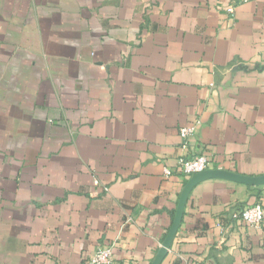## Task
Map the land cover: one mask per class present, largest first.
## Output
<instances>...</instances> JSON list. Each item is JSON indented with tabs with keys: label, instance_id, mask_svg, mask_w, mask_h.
<instances>
[{
	"label": "crops",
	"instance_id": "0c3cea01",
	"mask_svg": "<svg viewBox=\"0 0 264 264\" xmlns=\"http://www.w3.org/2000/svg\"><path fill=\"white\" fill-rule=\"evenodd\" d=\"M198 153L264 175V0H0V264H151ZM259 200L198 182L160 264H264Z\"/></svg>",
	"mask_w": 264,
	"mask_h": 264
},
{
	"label": "built area",
	"instance_id": "2783aa9c",
	"mask_svg": "<svg viewBox=\"0 0 264 264\" xmlns=\"http://www.w3.org/2000/svg\"><path fill=\"white\" fill-rule=\"evenodd\" d=\"M227 12L230 14L234 13V7L230 6L227 8ZM194 126L182 127L180 129V135L184 140L192 134ZM211 156L206 153H198L193 156L179 157L174 166H165L163 169V178L168 179L173 174L181 176H191L195 173L202 172L206 169H210ZM93 185L95 187H101V190L106 192L108 188L101 185L97 178H93ZM264 191V185L259 186ZM239 221L248 227L255 230H264V201L259 200L251 205H248L240 209L234 214ZM115 244L99 246L95 252L87 257L84 264H114L113 248Z\"/></svg>",
	"mask_w": 264,
	"mask_h": 264
},
{
	"label": "water",
	"instance_id": "95a60500",
	"mask_svg": "<svg viewBox=\"0 0 264 264\" xmlns=\"http://www.w3.org/2000/svg\"><path fill=\"white\" fill-rule=\"evenodd\" d=\"M221 177L226 178L228 180H232L235 182H241L249 186L259 187L264 185V175L260 176H244L237 173H233L230 171L222 170V169H206L202 172L195 173L191 175L188 181L185 183L182 188L179 199L176 206V212L174 215V219L172 221L171 227L165 236V239L162 243V246L159 248L156 256L154 257L151 264H160L163 260L166 252L171 247L172 241L176 236L178 228L183 218L185 206L189 197V194L193 187L200 181L207 178Z\"/></svg>",
	"mask_w": 264,
	"mask_h": 264
}]
</instances>
